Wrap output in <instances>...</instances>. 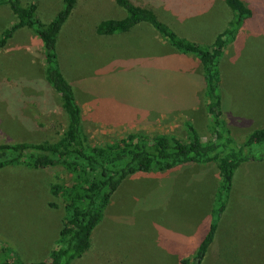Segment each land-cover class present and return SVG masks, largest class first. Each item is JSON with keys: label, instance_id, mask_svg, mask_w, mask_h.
<instances>
[{"label": "rangeland", "instance_id": "1", "mask_svg": "<svg viewBox=\"0 0 264 264\" xmlns=\"http://www.w3.org/2000/svg\"><path fill=\"white\" fill-rule=\"evenodd\" d=\"M134 1L155 8L178 36L204 46L231 18L223 0ZM243 1L254 15L217 64L223 117L234 148L264 128V0ZM19 2H34L42 23L62 8L61 0ZM122 16L113 0H79L58 35L59 68L72 87L89 143L103 145L129 133L187 140L186 123L203 141L210 140L198 61L174 50L148 24L128 33L95 35L100 21ZM14 22L9 9L0 7V38ZM43 65L40 41L30 30L14 31L0 48V145L42 143L64 129ZM248 152L258 157L264 145H252ZM67 178L61 168L0 169L1 259L25 264L48 260L63 216L62 204L49 188ZM217 187L215 164L127 177L93 230L89 250L71 264L191 260L211 222ZM226 201L201 264H264V160L237 167Z\"/></svg>", "mask_w": 264, "mask_h": 264}, {"label": "trees", "instance_id": "2", "mask_svg": "<svg viewBox=\"0 0 264 264\" xmlns=\"http://www.w3.org/2000/svg\"><path fill=\"white\" fill-rule=\"evenodd\" d=\"M61 2L62 8L55 17L42 23L36 15L34 2L21 5L19 0H0V7H7L15 18L13 25L2 33L0 48L9 35L20 29L30 30L38 38L45 79L57 94L65 120L64 129L53 139L37 144L0 145V169L13 165L33 170L61 168L68 176L65 182L52 184L49 188L51 196L62 204L63 216L56 245L47 261L30 264H71L81 258L92 245V233L100 223L103 211L127 177L166 172L189 164H215L218 187L211 222L193 258L181 261V264H201L213 243L235 170L242 163L264 160V153L255 157L248 152L252 145H264V128L251 132L242 145L232 147L233 140L223 117L217 73V64L226 45L236 38L245 20L253 17L254 8L243 0H223L231 18L213 42L204 46L178 36L161 21L159 12L152 6L134 0H113L124 16L100 21L94 29L96 36L128 33L142 23L148 24L174 50L198 61L204 81V110L211 123L210 140L203 141L193 126L186 123L187 140L164 134L129 133L103 145H92L83 130L81 111L72 87L60 71L57 54L58 35L64 23L75 13L79 0ZM48 206L53 209L56 204L49 203ZM0 264L25 263L0 257Z\"/></svg>", "mask_w": 264, "mask_h": 264}, {"label": "crops", "instance_id": "3", "mask_svg": "<svg viewBox=\"0 0 264 264\" xmlns=\"http://www.w3.org/2000/svg\"><path fill=\"white\" fill-rule=\"evenodd\" d=\"M247 5V4H246ZM249 5H250V3H249ZM240 30H242V28L240 29ZM239 32V31H238ZM239 37V36H238ZM191 38V40H194L195 42H197V43H200V41L199 40H197V39H194V38H192V37H190ZM201 44V43H200ZM256 161H251L250 163H252V164H254Z\"/></svg>", "mask_w": 264, "mask_h": 264}]
</instances>
